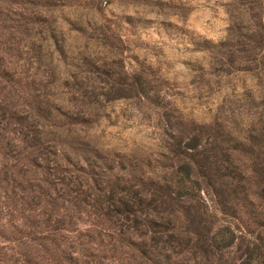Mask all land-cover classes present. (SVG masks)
<instances>
[{
    "label": "rangeland",
    "instance_id": "rangeland-1",
    "mask_svg": "<svg viewBox=\"0 0 264 264\" xmlns=\"http://www.w3.org/2000/svg\"><path fill=\"white\" fill-rule=\"evenodd\" d=\"M256 169L264 0H0V264H264Z\"/></svg>",
    "mask_w": 264,
    "mask_h": 264
},
{
    "label": "trees",
    "instance_id": "trees-1",
    "mask_svg": "<svg viewBox=\"0 0 264 264\" xmlns=\"http://www.w3.org/2000/svg\"><path fill=\"white\" fill-rule=\"evenodd\" d=\"M257 170V169H256ZM185 173V176H186V174H188V172H184ZM257 175H258V178L259 179H261L262 181H264V169H262V170H257ZM188 179H189V177L188 176H186ZM112 201H113V199H112ZM118 202L123 206V210L124 211H129L130 209H132V204L130 203V201L129 200H127V199H125L124 197H120V199L118 200ZM117 209V208H116ZM118 210H120V209H117V211ZM121 212V211H120ZM126 218L128 219V216H126ZM133 220H135V219H133ZM232 238H230L229 240H227L226 242H229L230 240H231ZM234 239V238H233ZM225 242V243H226ZM248 255H250V254H248ZM260 255V254H259ZM242 264H252V262H250V261H244Z\"/></svg>",
    "mask_w": 264,
    "mask_h": 264
}]
</instances>
